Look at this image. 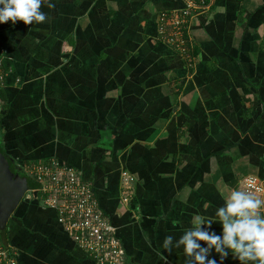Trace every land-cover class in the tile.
I'll list each match as a JSON object with an SVG mask.
<instances>
[{"label":"crops","instance_id":"1","mask_svg":"<svg viewBox=\"0 0 264 264\" xmlns=\"http://www.w3.org/2000/svg\"><path fill=\"white\" fill-rule=\"evenodd\" d=\"M183 6L43 0V22L0 23L4 154L31 180L36 163L73 169L114 227L122 264H185L166 236L178 240L197 216L215 221L245 176L264 189V0H212L191 17L192 63L158 30L162 11ZM122 172L133 177L127 202ZM42 196L26 193L0 236L18 264H98Z\"/></svg>","mask_w":264,"mask_h":264},{"label":"built area","instance_id":"2","mask_svg":"<svg viewBox=\"0 0 264 264\" xmlns=\"http://www.w3.org/2000/svg\"><path fill=\"white\" fill-rule=\"evenodd\" d=\"M179 10L162 11L158 17V30L164 42L177 49L188 63H192L193 39L188 32L189 19L209 9L212 0H183ZM5 86V73L0 57V93ZM1 111V104H0ZM39 184L35 191L43 194L41 203L53 208L57 222L69 238L98 264H122L124 251L115 229L101 212L90 185L71 168H64L55 161L36 163L29 171ZM122 201L127 202L133 177L122 172ZM243 191L261 194V180L252 175L242 180ZM0 264H18L17 251L0 238Z\"/></svg>","mask_w":264,"mask_h":264},{"label":"clouds","instance_id":"3","mask_svg":"<svg viewBox=\"0 0 264 264\" xmlns=\"http://www.w3.org/2000/svg\"><path fill=\"white\" fill-rule=\"evenodd\" d=\"M42 2L0 0V23L43 22L46 15L40 11ZM262 205L264 200L259 197L241 190L232 191L216 209L215 221L197 216L178 240L166 236L163 248L169 252L173 247L181 248L185 264H223L226 258L239 264H264V215L258 212Z\"/></svg>","mask_w":264,"mask_h":264},{"label":"water","instance_id":"4","mask_svg":"<svg viewBox=\"0 0 264 264\" xmlns=\"http://www.w3.org/2000/svg\"><path fill=\"white\" fill-rule=\"evenodd\" d=\"M39 184L25 174H19L0 146V236L14 216L26 193L35 191Z\"/></svg>","mask_w":264,"mask_h":264},{"label":"trees","instance_id":"5","mask_svg":"<svg viewBox=\"0 0 264 264\" xmlns=\"http://www.w3.org/2000/svg\"><path fill=\"white\" fill-rule=\"evenodd\" d=\"M192 54H193V56L195 57V51H194V47L192 48V52H191ZM20 174H22V173H20Z\"/></svg>","mask_w":264,"mask_h":264},{"label":"flooded vegetation","instance_id":"6","mask_svg":"<svg viewBox=\"0 0 264 264\" xmlns=\"http://www.w3.org/2000/svg\"><path fill=\"white\" fill-rule=\"evenodd\" d=\"M15 171H17L16 169H15ZM19 174H20V172L19 171H17Z\"/></svg>","mask_w":264,"mask_h":264}]
</instances>
